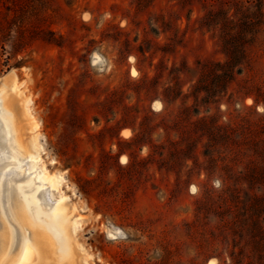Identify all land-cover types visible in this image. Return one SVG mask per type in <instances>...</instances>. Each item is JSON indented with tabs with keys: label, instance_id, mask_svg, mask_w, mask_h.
<instances>
[{
	"label": "rangeland",
	"instance_id": "rangeland-1",
	"mask_svg": "<svg viewBox=\"0 0 264 264\" xmlns=\"http://www.w3.org/2000/svg\"><path fill=\"white\" fill-rule=\"evenodd\" d=\"M5 82L42 150L14 165L0 122V182L39 171L75 264H259L264 0H0Z\"/></svg>",
	"mask_w": 264,
	"mask_h": 264
},
{
	"label": "bare ground",
	"instance_id": "bare-ground-1",
	"mask_svg": "<svg viewBox=\"0 0 264 264\" xmlns=\"http://www.w3.org/2000/svg\"><path fill=\"white\" fill-rule=\"evenodd\" d=\"M8 84L5 82L0 90L2 130L4 136H8L14 165L23 162L24 165L29 163L34 166L42 147L37 134L30 136L27 142L23 141L20 134L22 127L18 128L22 123L17 125V117L15 120L12 115L15 110L11 111L12 102L6 97L12 86ZM156 108L159 109V104H156ZM32 123V129H36L37 124ZM37 178L41 179L39 171L37 175L29 177L25 184L0 182V264H75L77 257L73 253L71 233L76 226L65 218L60 219L62 215L65 217L63 210L60 211L62 204H54L49 214L47 207L30 208L24 199L27 193L39 191ZM57 181L58 176H52L49 185L53 187ZM208 264H212L211 261Z\"/></svg>",
	"mask_w": 264,
	"mask_h": 264
},
{
	"label": "trees",
	"instance_id": "trees-1",
	"mask_svg": "<svg viewBox=\"0 0 264 264\" xmlns=\"http://www.w3.org/2000/svg\"><path fill=\"white\" fill-rule=\"evenodd\" d=\"M261 172V173H259ZM264 173V169H257V168H251L249 172L247 173V181H248V187L250 188L251 185H259L264 188V177L262 176ZM237 199V198H236ZM246 201L248 202V209L254 213V211L259 210L261 213H263L262 209L264 208V195L263 196H248ZM253 217V216H252ZM262 224L264 225V218H262ZM253 236L257 237V240H260L264 238V228H260L259 226H254ZM258 244V243H256ZM263 251V250H262ZM259 251L258 253V261L259 264H264V252Z\"/></svg>",
	"mask_w": 264,
	"mask_h": 264
},
{
	"label": "snow or ice",
	"instance_id": "snow-or-ice-1",
	"mask_svg": "<svg viewBox=\"0 0 264 264\" xmlns=\"http://www.w3.org/2000/svg\"><path fill=\"white\" fill-rule=\"evenodd\" d=\"M249 103H251V101H249ZM194 190V189H193Z\"/></svg>",
	"mask_w": 264,
	"mask_h": 264
}]
</instances>
